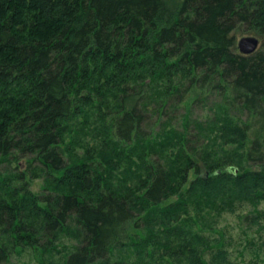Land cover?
<instances>
[{"label": "trees", "instance_id": "obj_1", "mask_svg": "<svg viewBox=\"0 0 264 264\" xmlns=\"http://www.w3.org/2000/svg\"><path fill=\"white\" fill-rule=\"evenodd\" d=\"M245 206L264 0H0V264H247L212 235Z\"/></svg>", "mask_w": 264, "mask_h": 264}, {"label": "rangeland", "instance_id": "obj_2", "mask_svg": "<svg viewBox=\"0 0 264 264\" xmlns=\"http://www.w3.org/2000/svg\"><path fill=\"white\" fill-rule=\"evenodd\" d=\"M252 36L253 34L238 30L235 36V42L242 38ZM259 40L260 47V39ZM207 113V108H195L192 117H200ZM208 115V114H207ZM40 180L32 181L33 191L39 189ZM262 208V206H261ZM249 207H243L234 213H223L216 220L214 228L216 230L212 235L214 238L222 237L224 239L225 249L229 251L231 259L247 264H264V221L258 225L250 226L248 221H243L242 216L248 214ZM20 262L26 264H36L30 255H22Z\"/></svg>", "mask_w": 264, "mask_h": 264}, {"label": "water", "instance_id": "obj_3", "mask_svg": "<svg viewBox=\"0 0 264 264\" xmlns=\"http://www.w3.org/2000/svg\"><path fill=\"white\" fill-rule=\"evenodd\" d=\"M258 46L259 40L252 36L242 37L236 43L239 54L243 56L253 54L255 51H257Z\"/></svg>", "mask_w": 264, "mask_h": 264}]
</instances>
